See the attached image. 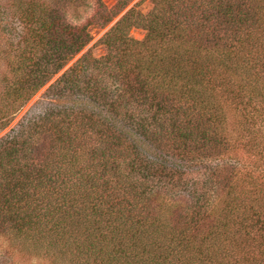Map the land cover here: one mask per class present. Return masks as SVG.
I'll list each match as a JSON object with an SVG mask.
<instances>
[{
  "label": "trees",
  "instance_id": "16d2710c",
  "mask_svg": "<svg viewBox=\"0 0 264 264\" xmlns=\"http://www.w3.org/2000/svg\"><path fill=\"white\" fill-rule=\"evenodd\" d=\"M0 0V235L50 264H264V0ZM131 28L144 31L141 39ZM35 107V106H34Z\"/></svg>",
  "mask_w": 264,
  "mask_h": 264
},
{
  "label": "rangeland",
  "instance_id": "374dc122",
  "mask_svg": "<svg viewBox=\"0 0 264 264\" xmlns=\"http://www.w3.org/2000/svg\"><path fill=\"white\" fill-rule=\"evenodd\" d=\"M22 1V0H16ZM50 4L53 8H56L63 18L73 24L78 25L86 22L89 19L96 8V0H42ZM103 3L111 7L114 4V0H102ZM135 5L142 13H146L150 7L151 3L149 0H132L124 9L118 12L110 22H108L103 28L92 27L91 34L92 39L84 46V48L78 52L65 66L67 67L73 60H75L79 55L88 50L91 55L99 57L104 54L105 49L102 45L96 43L99 36L111 26L116 19L123 14V12L130 6ZM129 34L135 39H141L143 37L144 31L141 28H131ZM56 76V75H55ZM55 76L51 78V82ZM48 82V83H49ZM46 83L42 88H40L20 109V111L14 116L11 122L0 131V137L7 133L16 122L25 114L29 109L37 110L39 107V102L43 98V92L48 85ZM35 106V107H34ZM0 264H50L44 258L32 257L19 252L17 249H12L8 241L0 235Z\"/></svg>",
  "mask_w": 264,
  "mask_h": 264
}]
</instances>
